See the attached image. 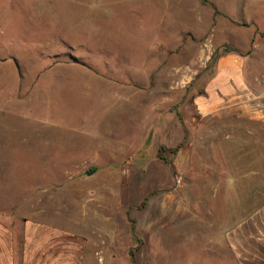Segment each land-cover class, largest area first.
Wrapping results in <instances>:
<instances>
[{
    "label": "rangeland",
    "instance_id": "rangeland-1",
    "mask_svg": "<svg viewBox=\"0 0 264 264\" xmlns=\"http://www.w3.org/2000/svg\"><path fill=\"white\" fill-rule=\"evenodd\" d=\"M226 52L247 55L264 88V0H0V213L44 209L85 229L114 215L115 243L98 254L94 241L90 264H194L202 241L188 225L146 243L138 216L154 218L161 193L146 183L162 157L157 117L189 120ZM104 156L113 169L96 166ZM107 178L116 197L104 204Z\"/></svg>",
    "mask_w": 264,
    "mask_h": 264
},
{
    "label": "crops",
    "instance_id": "crops-1",
    "mask_svg": "<svg viewBox=\"0 0 264 264\" xmlns=\"http://www.w3.org/2000/svg\"><path fill=\"white\" fill-rule=\"evenodd\" d=\"M254 46L257 51V39ZM248 64L249 57L238 52L220 55L203 92L193 98L196 113L189 120L161 114L153 128L162 157L147 163L146 183L156 181L161 193L155 194L154 218L140 212L138 230L146 243L154 232L159 244L162 235L173 237L188 225L195 243L202 241L194 264H264V131H255V124L264 127V88L253 84ZM212 121L223 122V128L206 126ZM146 131L147 123L141 129ZM141 138L129 146L141 144ZM109 159L104 156L96 166L113 169ZM102 184L107 188L95 200L114 202L113 180ZM137 193L123 198L130 202ZM113 216L85 229L82 220L69 228L71 219L44 209L28 216L0 213V264H90L94 241L98 254L110 238L115 243Z\"/></svg>",
    "mask_w": 264,
    "mask_h": 264
}]
</instances>
